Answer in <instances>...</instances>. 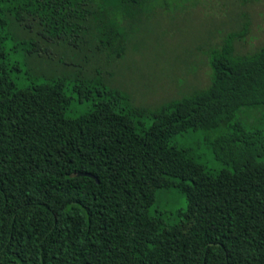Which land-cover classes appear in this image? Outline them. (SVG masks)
<instances>
[{
  "label": "trees",
  "instance_id": "1",
  "mask_svg": "<svg viewBox=\"0 0 264 264\" xmlns=\"http://www.w3.org/2000/svg\"><path fill=\"white\" fill-rule=\"evenodd\" d=\"M159 1L0 0V264H264V44L231 33L205 87L134 106L106 81Z\"/></svg>",
  "mask_w": 264,
  "mask_h": 264
},
{
  "label": "rangeland",
  "instance_id": "2",
  "mask_svg": "<svg viewBox=\"0 0 264 264\" xmlns=\"http://www.w3.org/2000/svg\"><path fill=\"white\" fill-rule=\"evenodd\" d=\"M147 29L130 31L134 45L124 59L116 61L106 84L120 90L132 105L153 109L189 92L187 89L205 87L209 50L227 35L238 37L233 41L237 53L264 44V0H160ZM104 76L106 79L107 73ZM86 105L71 107L67 115L77 114ZM144 124L148 125L149 119H144ZM201 137L198 132L179 142L197 146ZM195 151L207 166L219 167L204 144ZM184 207L183 195L173 188L158 191L153 205L169 220Z\"/></svg>",
  "mask_w": 264,
  "mask_h": 264
},
{
  "label": "water",
  "instance_id": "3",
  "mask_svg": "<svg viewBox=\"0 0 264 264\" xmlns=\"http://www.w3.org/2000/svg\"><path fill=\"white\" fill-rule=\"evenodd\" d=\"M78 174H79V175H87V176L93 177L91 174L86 173V172H82V173H78Z\"/></svg>",
  "mask_w": 264,
  "mask_h": 264
}]
</instances>
